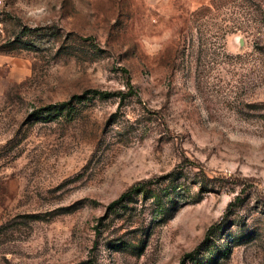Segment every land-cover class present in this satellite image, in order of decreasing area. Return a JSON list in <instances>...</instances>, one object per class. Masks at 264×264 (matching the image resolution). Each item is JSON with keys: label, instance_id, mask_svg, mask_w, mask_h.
Masks as SVG:
<instances>
[{"label": "rangeland", "instance_id": "rangeland-1", "mask_svg": "<svg viewBox=\"0 0 264 264\" xmlns=\"http://www.w3.org/2000/svg\"><path fill=\"white\" fill-rule=\"evenodd\" d=\"M0 264H264V0H0Z\"/></svg>", "mask_w": 264, "mask_h": 264}, {"label": "trees", "instance_id": "trees-1", "mask_svg": "<svg viewBox=\"0 0 264 264\" xmlns=\"http://www.w3.org/2000/svg\"><path fill=\"white\" fill-rule=\"evenodd\" d=\"M128 87L130 90H132V84L130 82L128 83Z\"/></svg>", "mask_w": 264, "mask_h": 264}]
</instances>
